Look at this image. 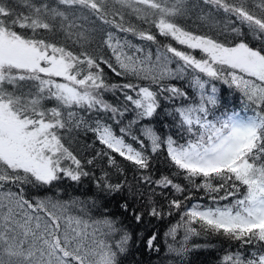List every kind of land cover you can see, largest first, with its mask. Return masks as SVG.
<instances>
[{
	"label": "snow or ice",
	"instance_id": "6c2138e0",
	"mask_svg": "<svg viewBox=\"0 0 264 264\" xmlns=\"http://www.w3.org/2000/svg\"><path fill=\"white\" fill-rule=\"evenodd\" d=\"M20 6L26 11L0 0V264H121L133 235L108 213V197L120 196L119 207L137 224L145 211L163 218L184 207L171 199L166 213L152 199L157 187L185 192L168 176L153 180L152 159L161 151L214 205L187 207L166 233L175 241L183 230L179 247L168 244V251L183 257L192 237L211 233L240 245L221 264H264V0H22ZM206 7L204 19L226 18L221 36L197 34L176 22ZM123 9L176 46L125 26ZM57 34L64 42L53 39ZM129 35L147 43H133ZM94 43L100 51L92 53ZM105 67L128 82H108ZM173 80L187 81L193 95ZM218 83L239 94V110L229 106ZM108 93L123 99L112 103ZM161 111L175 135L161 136L149 125L133 135L134 126ZM128 114L133 118L124 123ZM122 123L117 134L113 125ZM80 130L93 133L101 146L90 159L64 143L65 134ZM117 155L139 172L135 184L117 165ZM105 157L121 176L116 182L103 169L99 176L88 170ZM84 178L93 180L96 199L27 194ZM141 183L151 186L145 211L134 207L135 198L143 199L136 186ZM73 207L88 218L71 214ZM89 207L100 210V217L92 218ZM156 240L153 231L147 249L159 252Z\"/></svg>",
	"mask_w": 264,
	"mask_h": 264
},
{
	"label": "trees",
	"instance_id": "16d2710c",
	"mask_svg": "<svg viewBox=\"0 0 264 264\" xmlns=\"http://www.w3.org/2000/svg\"><path fill=\"white\" fill-rule=\"evenodd\" d=\"M11 2L17 6L18 11H26L25 8L20 6L22 5V0H11ZM122 11L125 17V26L131 24L138 30L151 31L153 34L157 35V40L159 41L160 45L173 43V46H176L175 43L170 40V38L159 36L155 28L150 27L143 21L137 20L130 10L123 9ZM207 12V7L205 8L204 12H190L185 16L177 17L176 22L186 30L193 31L197 34L212 35L214 37L221 36V29L226 23V18L222 14H213L212 19H204L203 17ZM53 39L56 42H64L63 36L59 34H57ZM128 39L132 40V42L136 44L147 43L141 42L130 35L128 36ZM229 39H231V37H229ZM97 40H99V35L97 36ZM248 41L254 46H258L257 42L251 36L248 37ZM67 43L69 47H73L71 41H68ZM147 46L151 47L152 50L155 51L156 45L149 43ZM73 50L78 49L73 47ZM88 50L92 53L100 51L95 43ZM102 51L105 55V58H108L110 55L108 50L103 49ZM194 54L197 55L198 58L201 55L198 51ZM173 67H175V65H173ZM105 76L110 83L128 82L125 78L116 76L111 72V70L107 69V67H105ZM170 83L184 88V90L189 92L190 96L193 95V91L187 87V81L173 80L170 81ZM217 86L221 90V95L229 101V106H235L236 109L239 110L242 106L239 101V94L234 92L232 89L227 88L226 85L218 83ZM105 99L115 103L117 99L122 100L123 97L120 96L119 93H116L115 95L108 93L106 94ZM161 104L162 108L164 109H168L170 107L166 101L162 100ZM48 106L51 107L53 105L48 104ZM132 118V115L128 114L124 123H127V121ZM108 122L111 123V121ZM141 125H149L154 127L161 136H165L167 134H176L175 132H170V121L165 117L163 111H161L158 116L153 117L150 120L145 119L140 125L134 126L133 135H140L139 128ZM122 126H124L123 123L120 126L113 125L114 129L117 131V134H119V127ZM126 139L128 138L126 137ZM129 142L132 141L129 140ZM64 143L75 155H77L82 160L92 158L95 152L101 148V146L95 141L94 134L91 132H85L83 130L74 132L71 135L65 134ZM147 143V140H145L146 145ZM134 146L138 147V145L135 144ZM116 161L119 168L124 170V175L128 178L129 182L135 184L136 182L133 178L139 176V172L135 169V167L130 162L124 160L118 155L116 156ZM101 169L110 173L113 182L121 179L117 168L108 165L106 157L103 159L98 158L96 161V166H88V170L94 172L97 176L101 174ZM150 174L152 175L153 180L159 179L161 176H168L169 178L173 179L175 183L180 184L185 188V192L183 194H178L175 193L171 188L161 189L157 187L155 189L156 194L152 197V199L155 200L158 207H162L167 213L169 211L168 202L171 199H180L183 201L184 207H182L179 211L172 210V215H165L163 218H154L148 216L145 211V206L148 203L151 186L144 185L142 183L138 184L136 186L138 187L139 192L143 193V199H140L139 197L135 198L134 207L145 211V217L142 224H137L129 213L124 212L123 209L119 207L118 202L120 201V196H116L115 198L108 197V213L121 221L124 227L127 228L128 231H130L133 235V240L130 244L128 253H125L120 257L121 264H221L222 257L227 252L236 251L238 248H240V245L237 242L230 241L223 236L211 233H202L200 236L192 237L188 242L190 251L185 256L180 257L174 253H170L167 247L168 244H174L176 247H179L183 238V230L181 229L179 231L175 241H173L170 236H166V233L173 225L180 221L183 211L195 203L209 206L214 205L210 195L207 194L205 190L192 187V185L184 178L183 174H177V169L168 161L166 152L164 151H161L160 153L153 156ZM196 183H201V180L197 179ZM241 191H243V189H241ZM162 192L164 193L163 195H161ZM27 194L29 198H34L35 196L40 195L49 196L61 201H71L73 199L89 201L91 199L97 198L98 190L96 189L93 180L90 178H84L79 184L65 179L56 188H52L50 190L44 189L39 193L28 189ZM222 194L223 193H221V195ZM186 196H189L190 198L185 200L184 198ZM129 199L131 201L133 198L129 197ZM231 199L232 198H229L225 201H220V204L223 205L230 203ZM70 211L73 215H83L85 218H88L89 213L81 212L78 207H73L70 209ZM89 212L92 218H99L101 214L100 210L90 207ZM153 231L157 234L156 244L160 249L159 252L151 251L147 249L145 245L146 238ZM193 245H201L202 247L193 248ZM244 251L247 253L250 251V249L246 248Z\"/></svg>",
	"mask_w": 264,
	"mask_h": 264
}]
</instances>
